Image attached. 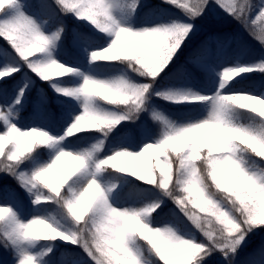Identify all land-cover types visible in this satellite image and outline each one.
<instances>
[{
    "label": "snow or ice",
    "instance_id": "6c2138e0",
    "mask_svg": "<svg viewBox=\"0 0 264 264\" xmlns=\"http://www.w3.org/2000/svg\"><path fill=\"white\" fill-rule=\"evenodd\" d=\"M213 8L259 53L185 52ZM0 41V264H264V0H0Z\"/></svg>",
    "mask_w": 264,
    "mask_h": 264
},
{
    "label": "trees",
    "instance_id": "16d2710c",
    "mask_svg": "<svg viewBox=\"0 0 264 264\" xmlns=\"http://www.w3.org/2000/svg\"><path fill=\"white\" fill-rule=\"evenodd\" d=\"M219 16L220 18H224L225 15L222 11H219ZM71 21H69V24L71 26ZM237 22L233 19H231L230 17H228L226 19V21L223 23V25H218V26H206L204 30H202L201 32H199L197 35L195 36H192L191 39L188 41V44L185 48V52H187L190 48H193L197 45H199L201 42L203 41H206L208 40L210 37H215V36H221V37H224V36H239L240 38H242V40L244 42H246L248 45H250V47L252 48L253 51L259 53L260 51V47L258 45H256L254 42H250L248 40H246L245 38H243L240 34L237 35L235 34V32L232 30V27H234V25L236 24ZM240 25V24H239ZM233 48L236 47L235 43L232 45ZM183 53L181 54V59L183 58ZM40 87H44L45 89H47V86L43 83L40 84ZM48 93H49V96L51 97L53 95V93L48 90ZM159 103L161 104L162 107L164 108H167L168 105H166L164 102L162 101H159ZM0 179L3 180V182L5 184H8V185H11L13 188H16V182L10 177V176H0ZM17 191H20L18 188H17ZM169 207H172L171 205V202L169 201ZM264 232H261V233H257L255 234L253 237H251V244L255 245V244H258L260 242V240L263 237H259V235L263 234ZM10 256V254H9ZM209 264H221V262H217V261H212V260H209Z\"/></svg>",
    "mask_w": 264,
    "mask_h": 264
},
{
    "label": "rangeland",
    "instance_id": "374dc122",
    "mask_svg": "<svg viewBox=\"0 0 264 264\" xmlns=\"http://www.w3.org/2000/svg\"><path fill=\"white\" fill-rule=\"evenodd\" d=\"M227 18H228V16H225L224 18H220L218 9H215V8L210 9L209 12L203 18L197 19L195 21L196 30L192 36L197 35L199 32L204 30L206 26H218V25L224 26L223 23L226 21ZM232 30L235 32V34H237V35L240 34L246 40L252 41L256 45L259 46V44L249 36V34L239 25V23H236L234 25V27H232ZM2 43H4V42L0 41V44H2ZM131 163L133 166H137V164H138V162H135V161H133ZM260 236L263 237L264 233L259 235V237ZM210 260L221 262V257L217 254V255H214Z\"/></svg>",
    "mask_w": 264,
    "mask_h": 264
}]
</instances>
